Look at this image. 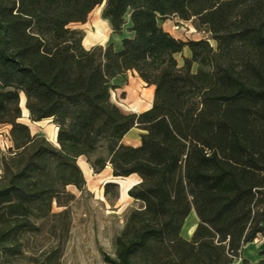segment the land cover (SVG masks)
I'll list each match as a JSON object with an SVG mask.
<instances>
[{"label": "trees", "instance_id": "obj_1", "mask_svg": "<svg viewBox=\"0 0 264 264\" xmlns=\"http://www.w3.org/2000/svg\"><path fill=\"white\" fill-rule=\"evenodd\" d=\"M104 1L120 47L87 49L72 24ZM173 18L209 37H175L162 25ZM129 70L155 86L145 111L112 100L113 79ZM21 94L32 121L57 125L58 145L19 121ZM0 124L13 141L0 175V264L25 257L26 235L52 217L66 218L56 235L68 232V208L54 213L53 203L75 197L68 185L85 187L80 157L95 173L110 165L114 177L141 178L128 190L140 206L108 264H264V248L256 262L242 257L264 236V0H0ZM133 127L139 146L123 142ZM104 187L119 199L118 183ZM61 255L57 245L34 262L61 264Z\"/></svg>", "mask_w": 264, "mask_h": 264}, {"label": "rangeland", "instance_id": "obj_2", "mask_svg": "<svg viewBox=\"0 0 264 264\" xmlns=\"http://www.w3.org/2000/svg\"><path fill=\"white\" fill-rule=\"evenodd\" d=\"M170 20L171 22H168L167 27L172 28L175 33L185 39L209 37L208 33L196 28L192 20L184 21L178 18ZM177 23L180 25L179 29H173V25ZM72 26L84 31L83 45L85 47H89L90 45L91 47L95 45L106 46L113 41L115 36L109 21L103 16L102 5L97 6L90 13L86 22L75 23ZM97 28H102L103 30L101 37H95L90 41V44H86L85 40H87L89 32H96ZM210 42L213 46H216V42L213 39H210ZM177 57L180 63H182V56L179 54ZM113 98L124 112H136L138 110V108L132 105V100H126L127 96L118 93L116 90L113 91ZM145 99L147 100L145 106H148V95H145ZM19 121L27 123L32 134H45L48 140L57 145L50 135V130L53 128L52 124H54L52 120L32 121L29 113L25 116L22 111V117ZM10 129L11 125L0 124V175L3 172L2 157L11 155V147H13ZM84 160V157H80L78 159L79 165ZM83 174L86 178V185L83 189H79L75 185L67 186V191L75 195L67 206H59L56 202L53 203L54 213H60L68 208V232L62 235V232L58 230L60 237L56 235L53 227L59 225L66 218L62 216L52 217L47 221L41 232H30L26 235L25 257L17 258L11 264H35V259L42 252L57 245H60L62 248L61 264H108L104 259V255L115 256L114 239L123 230L129 211L134 207L140 206V202L128 193L133 184L137 183L138 175L124 178L127 180V194L123 195V188L120 184L119 199L112 203L106 197L104 187L105 182L114 177L111 166H107L100 173H95L92 169L90 174H85L84 172ZM190 238L188 237V239ZM263 248L264 236H259L254 241L245 245L242 257L248 258L251 262H256L260 259L259 252ZM233 264L243 263L241 259L237 258Z\"/></svg>", "mask_w": 264, "mask_h": 264}, {"label": "crops", "instance_id": "obj_3", "mask_svg": "<svg viewBox=\"0 0 264 264\" xmlns=\"http://www.w3.org/2000/svg\"><path fill=\"white\" fill-rule=\"evenodd\" d=\"M90 15V14H89ZM168 22H171V20H168L164 22L162 25L163 27L171 32L175 37H179L182 39H185L181 35H178L175 33L172 28L167 27ZM114 34V33H113ZM113 42L116 43V47H120V41L121 37L117 34H114ZM87 49L91 48V45L89 47H86ZM184 55L190 56L191 51L188 47L184 49ZM183 63V61H182ZM113 84L115 85V88L118 93H122V95H126V100H132V105L138 108L136 112H142L149 108H151L153 104V98H154V91L155 86L154 85H148L135 70H129L128 72L124 73L123 75H120L118 77H115L113 79ZM113 91H112V100L120 107L118 102L113 98ZM145 95H148V106H145L147 103V100L145 99ZM144 97V98H143ZM124 112V111H123ZM125 113H132L129 111H126ZM50 120V119H49ZM43 121V120H42ZM40 122V121H39ZM143 133V130L138 127H133L123 138L124 144L132 145V146H139L141 144V134ZM85 159V157H84ZM86 161V159H85ZM87 162V161H86ZM87 166L91 167L90 164L87 162ZM83 170V167H81ZM137 175V174H133ZM132 176V175H131ZM140 177L138 176L137 183L140 181ZM183 235V233H182ZM185 238L188 239L187 236L183 235Z\"/></svg>", "mask_w": 264, "mask_h": 264}, {"label": "bare ground", "instance_id": "obj_4", "mask_svg": "<svg viewBox=\"0 0 264 264\" xmlns=\"http://www.w3.org/2000/svg\"><path fill=\"white\" fill-rule=\"evenodd\" d=\"M102 34H103L102 28H97L96 32L90 31L88 38H86L87 40H85L86 44H90L91 40H93L95 37H101ZM25 102H26V97L24 94H21L20 105L22 107V111L24 115L26 116L28 115L29 110L27 109ZM52 125H53V128L50 130V135H51V138L57 143L56 137L58 133V127L55 124H52ZM87 165L88 164L85 160L82 163H80V166L83 167V172L85 174H90L92 171V168ZM118 181L121 183V187L123 188V195L127 194V191H126V189L128 188L127 180L124 178H121ZM197 224H198V217L196 216L194 212H191L184 223V226L182 228V233L188 237H191Z\"/></svg>", "mask_w": 264, "mask_h": 264}, {"label": "water", "instance_id": "obj_5", "mask_svg": "<svg viewBox=\"0 0 264 264\" xmlns=\"http://www.w3.org/2000/svg\"><path fill=\"white\" fill-rule=\"evenodd\" d=\"M104 5H105V1L103 2L102 6H104ZM56 140H57V137H56ZM57 145H58V141H57ZM118 178L119 177H113L112 179L106 181L105 183H107V182H115V183H118L120 185L121 183L118 181ZM134 184H136V183H134Z\"/></svg>", "mask_w": 264, "mask_h": 264}, {"label": "built area", "instance_id": "obj_6", "mask_svg": "<svg viewBox=\"0 0 264 264\" xmlns=\"http://www.w3.org/2000/svg\"><path fill=\"white\" fill-rule=\"evenodd\" d=\"M179 27L180 25L178 23L173 25V29H179Z\"/></svg>", "mask_w": 264, "mask_h": 264}]
</instances>
